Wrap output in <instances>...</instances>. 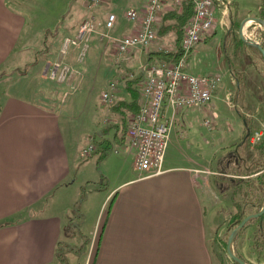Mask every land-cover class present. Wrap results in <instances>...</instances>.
Listing matches in <instances>:
<instances>
[{
    "label": "crops",
    "instance_id": "obj_1",
    "mask_svg": "<svg viewBox=\"0 0 264 264\" xmlns=\"http://www.w3.org/2000/svg\"><path fill=\"white\" fill-rule=\"evenodd\" d=\"M106 1L102 0L96 8H100ZM108 1L119 6L124 19L125 12L129 9L138 13L137 21L130 22L122 33L117 29L120 25L119 18H116L110 35L118 38L136 33L147 0ZM262 1L255 18L264 21V0ZM8 2L9 0H0V63L10 56L13 44L27 23L23 15L8 7ZM229 2L232 0H218L214 9L216 22L190 52L185 71L193 75L219 74L221 82L212 101L217 97V92L223 90L225 96L238 99L239 102L235 101L236 106L240 103L248 108L243 116L247 119L245 122H249L252 127L250 146L246 148V152L251 154L252 146L264 140V137L257 143L251 140L252 134L264 127V75L259 64H252L245 43L239 35L240 25L246 18L238 21L236 14L226 9ZM169 5L168 1L163 0L155 22L157 34L160 32L159 22L167 13ZM81 6L87 10L86 13L79 16L77 21L72 20L64 29L57 57L51 63L61 58L59 50L62 40L72 37L81 21L89 15L86 0L81 2ZM93 15L95 20H99L94 34L98 38L97 46L101 48V56L103 60L106 59L109 63L111 61L117 66L116 73H119L120 78L114 76L106 83L108 86L110 82L118 81L115 100L111 105H104L106 116L96 123L98 132L92 136L94 143H97V136L100 143L107 144V147L94 163L99 170L97 178L87 180L86 183H92L99 189L107 187V190L100 199L93 229L88 230L92 239L87 237L93 242L91 241L82 264H214L206 235L200 189L207 193L212 176L219 178L220 184L224 183L223 180L236 177L230 174V170L236 168V165L233 163L230 166L228 154L230 147L237 143L231 144L226 139L219 144V150L226 151V156L217 159L216 169L207 166L206 162L202 163L196 158L194 149L200 143L198 140L208 142L207 134L202 132L204 128L210 134L215 128L210 127L209 123L205 125L207 122L200 119L209 112L212 101L200 108L181 109L175 115L162 172L153 176L138 173L133 165L135 151L124 145L120 151L115 148L118 140L127 141L126 133L122 138L120 133L128 128L133 114L143 102V83L129 84L128 81L132 77L142 76L143 67L157 64L159 52L172 50L174 35L171 32L159 33L148 47L133 49L115 60L114 43H107L99 36L104 33L102 26L105 20L100 15ZM232 20L238 25L236 35L229 32ZM217 29L222 32L220 39L216 37ZM256 30L260 33V43H264L262 26H246L247 33ZM212 39H216V67L200 58ZM223 41L227 42L226 54L221 51ZM48 64L50 62H46L45 68ZM45 75L44 70L40 77L45 78ZM226 76L228 80L224 82ZM130 86L140 91L136 110L127 106L133 98ZM243 86L248 91L244 100L238 95ZM49 100L39 102L14 96L2 100L0 264H54L63 233H67L69 227L76 226L74 219L68 216L69 206L64 204L67 194L73 192L76 157L71 153L61 117L53 101L49 103ZM169 114V109H165L164 115ZM107 116L118 120L117 123L105 124ZM187 131L193 134L189 133L190 148L185 150L180 143ZM243 131H247L246 126ZM219 139L221 140V136ZM241 149L243 147L239 148L240 152ZM258 174L250 177L254 178ZM216 183L218 185L217 181ZM209 185H212V181ZM228 192L229 190L226 194Z\"/></svg>",
    "mask_w": 264,
    "mask_h": 264
},
{
    "label": "rangeland",
    "instance_id": "obj_2",
    "mask_svg": "<svg viewBox=\"0 0 264 264\" xmlns=\"http://www.w3.org/2000/svg\"><path fill=\"white\" fill-rule=\"evenodd\" d=\"M82 1L9 0L8 7L16 10L14 12L23 15L27 23L21 35L13 44L10 56L0 63V114L2 111V100L8 96L39 102L44 99H50L48 102L51 103L53 101L52 103L61 117V123L68 139L71 153L76 157V165L73 172V179L75 180L73 192L67 194V201L64 204L69 206L68 216L74 219L77 227H69L68 232L63 233L54 264H82L92 241L90 240L91 236L88 235V230L93 229L100 199L107 190V187L99 189L92 183L88 185L86 183L87 180L97 178L99 170L96 169L97 165L94 163L107 147V144L100 143L101 140L97 136V143H94L92 136L95 132H98L96 123L103 120L106 116L104 105L107 104L101 100V93L106 88V83L109 79L114 76H120L119 73H116L118 68L115 64L111 61L109 63L106 59L103 60L101 48L97 46L98 38L93 34L82 62H76V52L64 59L73 69L81 73L75 80L60 84L51 80L47 75H45V78L40 77L45 70L46 62L51 63L57 57L61 38L65 32L64 29L72 20L75 19L77 21L79 16L86 13L87 10L81 6ZM262 4V0H232L226 5V9L230 10L232 14H236L237 20L240 21L243 18H255L259 14L257 8ZM88 12L90 13V11ZM92 13L100 15L105 22L109 13H113L116 18H119L118 24L120 26L117 29L120 33L124 32L131 22L123 18L118 5L110 4L108 0L100 8H95ZM98 22V19L95 20L96 28ZM105 22L104 26H102L104 33L106 32ZM115 26L117 25L115 24ZM221 33L218 29L216 30L218 39H220ZM257 34L260 37L259 31ZM226 45L227 42L224 41L221 44L223 54H226ZM215 50L216 39H212L207 43L206 49L202 51L200 57L202 61L211 63L212 67H216ZM115 66L117 70L114 68ZM259 68L264 75V65L259 63ZM227 80L228 76L223 81ZM77 82L79 83L77 84ZM75 83V88L72 89V85L74 86ZM229 89L233 90L232 88ZM247 93V89L243 86L238 95L244 100V96ZM235 101H238V99L226 98L224 91L219 90L217 97L212 101L208 109L209 112H206L200 118L209 123L210 127L215 128L212 129L211 134L204 128L202 132L207 134L208 142L205 143L204 140H198L200 143L195 146L194 153L196 158L200 159L202 163L206 162L207 166L212 169H216L219 157L226 156V151L221 152L219 150V144L226 139L231 144L239 143L240 138L245 133L243 131L245 126L251 127L248 124L249 122H245L247 119L243 116L244 112L248 111V108L240 103L239 106H236ZM106 120L105 124H115L118 121L111 119V117L108 118V116ZM126 130L127 127L121 131V138L126 133ZM189 133L193 134V132L187 131L186 136L180 143L185 150L190 148L188 142ZM210 135L213 136L210 137ZM220 136L221 140L219 139ZM115 145L117 151H120L123 145L128 147V143L125 140L123 142L118 140ZM89 146H92V151L87 156L82 157L81 152ZM236 149L232 145L229 151ZM213 157H215L214 160ZM216 180L218 181V186ZM211 181L212 185L210 186ZM211 181L207 186V193L200 189L210 252L214 264H233L226 253L225 246L229 236V231H227V224L230 218L229 210L234 212L231 197L232 184L230 180H223L224 183L220 184V179L216 176H212ZM226 185H228L229 192L226 194L227 196H224L222 194L224 191L221 192V190ZM252 231L253 228H246L239 235H236L238 237L234 238L235 241L233 240L231 249L234 255L238 254L244 258L247 264L264 263V243L259 244L258 246L260 247L254 249L251 240ZM95 243H93L92 251ZM86 264L89 263L87 262Z\"/></svg>",
    "mask_w": 264,
    "mask_h": 264
},
{
    "label": "built area",
    "instance_id": "obj_3",
    "mask_svg": "<svg viewBox=\"0 0 264 264\" xmlns=\"http://www.w3.org/2000/svg\"><path fill=\"white\" fill-rule=\"evenodd\" d=\"M166 1L173 5L186 2L192 6V16L180 42V55L173 65L154 64L143 67L144 84L141 91L143 102L133 114L126 130L128 147L135 151L134 169L140 174L144 173L149 176L158 175L162 172L177 111L200 108L209 104L221 82L219 74L193 75L185 71L190 52L216 22L214 9L218 0ZM101 3L102 0H86V8L90 11L89 15L81 21L72 37H65L62 40L59 50L61 58L48 64L45 68V74L51 80L66 84L69 80H75L81 75L64 59L76 52V62L83 61L90 40L95 33V16L92 11ZM162 3L163 0H147L137 32L118 38L110 35L116 16L114 14L108 15L105 22L106 32L99 34V36L107 43H114L115 60L133 49H144L155 40V22L157 14L162 8ZM125 17L129 21L135 22L138 19V13L134 9H129L125 12ZM247 25L254 24L249 21ZM246 26L243 30L245 37L249 41L259 43L258 32L247 33ZM117 84L118 81L110 82L101 93V100L105 104L114 103ZM75 85L76 83L74 86L72 85V89L75 88ZM226 98H229V95ZM165 109H169V116L164 115ZM263 137L264 127L255 131L251 140L253 143H257ZM91 151L92 146H89L81 152V155L87 156Z\"/></svg>",
    "mask_w": 264,
    "mask_h": 264
},
{
    "label": "trees",
    "instance_id": "obj_4",
    "mask_svg": "<svg viewBox=\"0 0 264 264\" xmlns=\"http://www.w3.org/2000/svg\"><path fill=\"white\" fill-rule=\"evenodd\" d=\"M191 16L192 6L190 3L180 2L177 5L170 4L168 6L167 13L163 15L159 22L160 32H158V34L173 33L174 47L172 50H162L159 52L157 64L173 65L176 63L180 55V42ZM231 22L232 26L230 27L229 32L230 34L236 35L235 31L237 30L238 25L235 24L233 20ZM158 34L156 33V35ZM260 45L264 48L263 42ZM245 48L248 50L252 64L255 66H258L259 63L264 65L262 56L257 49L246 44ZM128 83L138 85L141 83L144 84V75L142 74V76H137L135 78L132 77ZM130 92L132 93L133 98L131 103L127 106L128 108L136 110L139 106L140 91L138 88L130 86ZM246 127L247 131L240 138V142L233 145V147H236L237 149L229 151L228 154L230 166L233 163L236 165V168L234 167L230 170V174L236 177H231L227 180H230L232 184L231 197L233 200L232 209H234V212L229 210L230 218L227 224V231H229V234L242 221V219L250 214L257 213L264 204V140L252 146L253 153H247L246 148H249L250 146L249 138L252 128L250 126ZM240 147H243L241 152L239 151ZM253 174L258 175L254 178L250 177ZM228 190V185H226L221 192L224 191L222 194L225 195ZM246 228H253L251 237L252 247L254 249L259 248L260 246L258 245L264 243V214L261 217L250 220L246 223L237 235ZM235 255L247 264V261L244 258L238 254ZM233 264L237 263L233 262Z\"/></svg>",
    "mask_w": 264,
    "mask_h": 264
},
{
    "label": "water",
    "instance_id": "obj_5",
    "mask_svg": "<svg viewBox=\"0 0 264 264\" xmlns=\"http://www.w3.org/2000/svg\"><path fill=\"white\" fill-rule=\"evenodd\" d=\"M249 21H252L260 26H262L263 30H264V21L259 19V18H246L240 25V28H239V35H240V38L241 40L246 44V45H249V46H252L254 47L255 49H257L261 56H262V59L264 61V48L260 45V43H256L254 41H249L245 35H244V27L246 26V24L249 22ZM264 214V204L262 206V208L257 212V213H253V214H250L248 216H246L244 219H242V221L230 232L228 238H227V241H226V253L227 255L229 256V258L237 263V264H246L244 263V261H242L240 258H238L236 255H234L232 249H231V246H232V242L234 240V238L236 237V235L239 233V231L246 225V223H248L250 220H253V219H256L258 217H261L262 215ZM258 264H264V263H258Z\"/></svg>",
    "mask_w": 264,
    "mask_h": 264
}]
</instances>
